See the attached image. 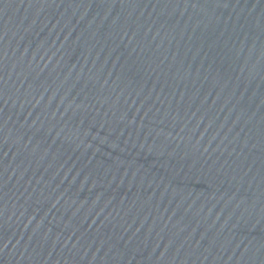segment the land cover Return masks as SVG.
Masks as SVG:
<instances>
[{
    "label": "water",
    "instance_id": "95a60500",
    "mask_svg": "<svg viewBox=\"0 0 264 264\" xmlns=\"http://www.w3.org/2000/svg\"><path fill=\"white\" fill-rule=\"evenodd\" d=\"M0 264H264V0H0Z\"/></svg>",
    "mask_w": 264,
    "mask_h": 264
}]
</instances>
